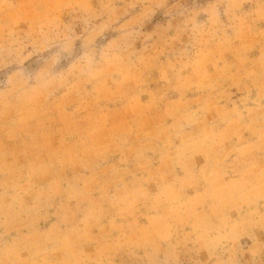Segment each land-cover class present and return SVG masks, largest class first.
<instances>
[{"label":"rangeland","instance_id":"1","mask_svg":"<svg viewBox=\"0 0 264 264\" xmlns=\"http://www.w3.org/2000/svg\"><path fill=\"white\" fill-rule=\"evenodd\" d=\"M0 264H264V0H0Z\"/></svg>","mask_w":264,"mask_h":264}]
</instances>
